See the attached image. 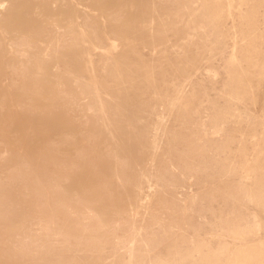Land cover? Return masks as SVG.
Instances as JSON below:
<instances>
[{
	"label": "rangeland",
	"instance_id": "obj_1",
	"mask_svg": "<svg viewBox=\"0 0 264 264\" xmlns=\"http://www.w3.org/2000/svg\"><path fill=\"white\" fill-rule=\"evenodd\" d=\"M220 2L5 0L0 264H264V0Z\"/></svg>",
	"mask_w": 264,
	"mask_h": 264
},
{
	"label": "bare ground",
	"instance_id": "obj_2",
	"mask_svg": "<svg viewBox=\"0 0 264 264\" xmlns=\"http://www.w3.org/2000/svg\"><path fill=\"white\" fill-rule=\"evenodd\" d=\"M172 1V0H171ZM260 1V0H259ZM5 0L4 1H1L0 2V10H2L3 9V7H4V5H5ZM81 2H82V0H81ZM115 2V1H114ZM221 2H222V0H221ZM220 2V3H221ZM229 2V1H228ZM85 3V2H84ZM112 3V2H111ZM111 3H109V4H111ZM116 3V2H115ZM125 3H126V0H125ZM219 3V4H220ZM86 4V3H85ZM106 4V3H105ZM104 4V5H105ZM135 4V3H134ZM209 4V3H208ZM206 5H207V3H206ZM215 5V4H214ZM222 5V4H221ZM225 5H227V4H225ZM119 6V5H118ZM137 6V5H136ZM209 6V5H208ZM216 6V5H215ZM103 7V6H102ZM102 7H100V9H102ZM239 7V6H238ZM109 8H111V7H109ZM208 8V7H207ZM215 8V7H214ZM221 8H222V6H221ZM108 9V8H107ZM114 9V8H113ZM135 9H136V7H135ZM213 9V8H212ZM217 9V8H216ZM240 9V8H239ZM85 9H83L82 11H84ZM110 10V9H109ZM116 10V9H115ZM125 10V9H124ZM215 10V9H214ZM229 10V9H228ZM138 11V10H137ZM136 11V12H137ZM216 11V10H215ZM206 12H207V9H206ZM94 13V12H93ZM135 13V12H134ZM133 13V14H134ZM204 13V12H203ZM137 14V13H136ZM159 14V13H158ZM81 15V14H80ZM84 15V14H83ZM83 15H82V17H83ZM125 15H126V13H125ZM135 15V14H134ZM216 15V14H215ZM220 15V14H219ZM244 16V15H243ZM246 16V15H245ZM85 17H86V15H85ZM91 17V16H90ZM126 17V16H125ZM136 19H137V17H135ZM226 18V17H225ZM132 19V18H131ZM198 19V18H197ZM76 20H78V19H76ZM82 20H84V18L82 19ZM128 21H129V19H127ZM133 20V19H132ZM55 22V21H54ZM83 22V21H82ZM134 22V21H133ZM132 22V23H133ZM128 24H130V23H128ZM241 24V23H240ZM57 25H58V23H57ZM82 25H83V23H82ZM151 25V24H150ZM90 26V25H89ZM58 27H59V25H58ZM61 27V26H60ZM150 27V26H149ZM202 28V27H201ZM201 28H200V30H201ZM238 28V27H237ZM61 29V28H60ZM196 30V29H195ZM83 31V30H82ZM91 31H93V30H91ZM117 31V30H116ZM195 32V31H194ZM93 33V32H92ZM46 35H48V34H46ZM235 35V34H234ZM261 35V34H260ZM43 36V35H42ZM197 36V35H196ZM236 36V35H235ZM234 36V37H235ZM92 37H94V36H92ZM191 37V36H190ZM243 37V36H242ZM188 39V38H187ZM190 39V38H189ZM20 40H22V39H20ZM48 40V39H47ZM75 40V39H74ZM194 40V39H193ZM14 41V40H13ZM42 41V40H41ZM43 41H45V40H43ZM51 41V40H50ZM50 41L48 42V43H46V42H44V43H46L47 45H49V43H50ZM230 41H232V40H230ZM15 42V41H14ZM17 42V41H16ZM16 42L14 43L15 44V46L17 45L16 44ZM66 42V41H65ZM191 42H193V41H191ZM244 41H242V43H243ZM20 43V42H19ZM18 43V44H19ZM23 43V42H22ZM29 43H31V42H28L27 44H29ZM187 43H188V41H187ZM13 44V45H14ZM40 44H42V43H40ZM39 44V45H40ZM261 44V43H260ZM262 44H263V42H262ZM261 44V45H262ZM30 45H32V44H30ZM35 45V44H34ZM46 45V46H47ZM66 45V44H65ZM70 45V44H69ZM260 45V46H261ZM11 46H12V44H11ZM14 46V47H15ZM41 46V45H40ZM77 47H78V45H76ZM185 47V46H184ZM188 47V46H187ZM215 47V46H214ZM213 47V48H214ZM257 47V46H256ZM174 48H176V47H174ZM18 49V48H17ZM29 49H31V48H29ZM64 49V48H63ZM33 50V49H32ZM82 50V49H81ZM176 50V49H175ZM261 50V49H260ZM34 51V50H33ZM35 51H37V50H35ZM45 51H46V49H45ZM48 51V50H47ZM22 52H24V51H22ZM83 52V51H82ZM175 52V51H174ZM16 53H18V52H16ZM20 53V52H19ZM40 53V52H39ZM233 53V52H232ZM48 54V53H47ZM24 55H26V54H24ZM38 55H40V54H38ZM41 56V55H40ZM211 56V55H210ZM25 59V58H24ZM27 59H29L28 57H27ZM33 59V58H32ZM31 59V60H32ZM119 59V58H118ZM256 59V58H255ZM23 60V59H22ZM25 61V60H24ZM106 62H107V60H106ZM259 62H260V60H259ZM19 63H20V61H19ZM27 63V62H26ZM16 64H18V62L16 63ZM258 64H260V63H258ZM15 65V64H14ZM257 65V64H256ZM109 66V65H108ZM111 66V65H110ZM109 66V67H110ZM15 66H13V69H15L14 68ZM23 67V66H22ZM256 67V66H255ZM10 68L12 69V67L10 66ZM10 68H9V70H10ZM20 69H22V68H20ZM16 70V69H15ZM24 70V69H23ZM23 70H21V71H23ZM241 70V69H240ZM27 71V70H26ZM13 72V71H12ZM17 72H18V70H17ZM10 73V72H9ZM17 74V73H16ZM214 74V73H213ZM228 75V74H227ZM262 77V76H261ZM18 79V78H17ZM11 81H12V79H11ZM21 81V80H20ZM13 83H14V81H13ZM19 83V82H18ZM15 85V87L16 86H18L16 83L14 84ZM12 87V89H14L15 87L14 86H11ZM248 87V86H247ZM246 87V88H247ZM246 90V89H245ZM244 90V91H245ZM87 91V90H86ZM239 94V93H238ZM90 97H91V95H90ZM90 99V98H89ZM88 99V100H89ZM25 100V99H24ZM91 100V99H90ZM17 101H20V100H17ZM92 101V100H91ZM90 101V103H92ZM16 102V101H15ZM17 103V102H16ZM15 103V104H16ZM19 104V103H18ZM21 104V103H20ZM97 104V103H96ZM2 107H3V105H2ZM154 108V107H153ZM234 109H235V107H233ZM209 110H211V109H209ZM216 112V111H215ZM224 112V111H223ZM96 113V112H95ZM230 114V113H229ZM228 114V115H229ZM95 115H97V113L95 114ZM209 115V114H208ZM207 115V116H208ZM95 117V116H94ZM156 117H157V115H156ZM226 118V117H225ZM207 119V118H206ZM227 119V118H226ZM91 120V119H90ZM166 124V123H165ZM222 127V126H221ZM241 136V135H240ZM243 136V135H242ZM254 138H255V136H254ZM253 138V139H254ZM200 141V140H199ZM187 142H189V140H187ZM194 142V141H193ZM192 142V143H193ZM221 142V141H220ZM189 144V143H188ZM194 144V143H193ZM192 146V145H191ZM209 148V147H208ZM219 148H220V146H219ZM189 149V148H188ZM199 151V150H198ZM217 151V150H216ZM210 152V151H209ZM214 152V151H213ZM218 153V152H217ZM214 154V153H213ZM212 154V155H213ZM232 154H234V153H232ZM215 156V155H214ZM217 156H218V154H217ZM233 156V155H232ZM244 156V155H243ZM245 158V157H244ZM213 159V158H212ZM234 159V158H233ZM212 161H214V160H212ZM222 162H223V159H222ZM264 162V161H263ZM203 163H204V161H203ZM231 163H232V161H231ZM231 163H229V164H231ZM117 166V165H116ZM222 166V165H221ZM240 167V166H239ZM216 169V168H215ZM244 170H243V172H242V174H241V177L243 178V179H246V180H248L253 174H255V172L257 173V168L255 169H253V168H250L248 165L247 166H245L244 168H243ZM198 171V170H197ZM229 173V172H228ZM211 178V177H210ZM253 182V181H252ZM151 183V182H150ZM230 187V186H229ZM151 188H153V185H152V187ZM227 189H229V188H227ZM152 190V189H151ZM153 192V191H152ZM157 193V192H156ZM230 193V192H229ZM230 197V196H229ZM242 199V198H241ZM244 200V199H243ZM233 202V201H232ZM239 202V201H238ZM241 202V201H240ZM167 208V207H166ZM168 210V209H167ZM42 219V218H41ZM37 220H39V219H37ZM40 221V220H39ZM229 221V220H228ZM249 222V221H248ZM139 223V222H138ZM119 224V223H118ZM238 224V223H237ZM88 225V224H87ZM134 225V224H133ZM132 225V226H133ZM131 226V225H130ZM131 226V227H132ZM45 228V227H44ZM50 228V227H49ZM87 229V228H86ZM129 229H131V228H129ZM145 229V228H144ZM43 231V230H42ZM52 231V230H51ZM106 231V230H105ZM140 231H142V230H140ZM215 231V230H214ZM229 231V230H228ZM84 232V231H83ZM146 232H148V230L146 231ZM131 233V232H130ZM144 233H145V231H144ZM231 233V232H230ZM79 234V233H78ZM139 234V233H138ZM104 235V234H103ZM140 235H141V233H140ZM145 235V234H144ZM228 235V234H227ZM147 237H149V236H147ZM152 237V236H151ZM167 237V236H166ZM232 237V236H231ZM86 238H89V237H86ZM102 238V237H101ZM242 238V237H241ZM92 239V238H91ZM151 239V238H150ZM103 240V239H102ZM131 240V239H130ZM150 241V240H149ZM152 241V240H151ZM200 242V241H199ZM198 242V243H199ZM106 243H107V241H106ZM133 243V242H132ZM149 243V242H148ZM176 243H178V242H176ZM192 243V242H191ZM194 243V242H193ZM202 243V242H201ZM261 243V242H260ZM105 244V243H104ZM126 244V243H125ZM145 244H147V242L145 243ZM195 245V244H194ZM176 246V245H175ZM179 246V245H178ZM190 246H192V245H190ZM211 246V245H210ZM242 246V245H241ZM180 247V246H179ZM184 246H182V248H183ZM188 247L189 246H186V249H188ZM200 247V246H199ZM176 248V247H175ZM210 248V247H209ZM212 248L214 249V247L212 246ZM150 250H151V246H150V248H149ZM190 249V248H189ZM193 249V248H192ZM97 250V249H96ZM183 250H185V248L184 249H182V251ZM209 250V249H208ZM243 250V249H242ZM251 250V249H250ZM255 250V249H254ZM218 251V250H217ZM247 251V250H246ZM249 251V250H248ZM210 252V251H209ZM245 252V251H244ZM129 253V252H128ZM182 255V254H181ZM204 254H202L201 256H203ZM217 256V255H216ZM132 257V256H131ZM197 257V256H196ZM219 257V256H218ZM198 258V257H197ZM214 258V257H213ZM262 258H264V257H262ZM240 259V258H239ZM198 261V260H197ZM259 261V260H258ZM260 262V261H259ZM120 263V262H119ZM247 263V259H244V260H239V261H236V263L235 264H246ZM146 264H147V262H146ZM193 264V263H192ZM197 264V263H196ZM199 264V263H198Z\"/></svg>",
	"mask_w": 264,
	"mask_h": 264
}]
</instances>
